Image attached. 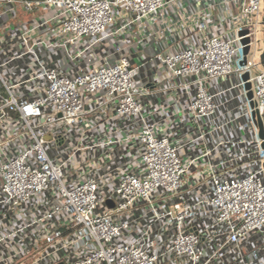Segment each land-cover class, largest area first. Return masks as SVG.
I'll return each mask as SVG.
<instances>
[{
    "label": "built area",
    "instance_id": "obj_1",
    "mask_svg": "<svg viewBox=\"0 0 264 264\" xmlns=\"http://www.w3.org/2000/svg\"><path fill=\"white\" fill-rule=\"evenodd\" d=\"M262 1L0 0V264H264Z\"/></svg>",
    "mask_w": 264,
    "mask_h": 264
},
{
    "label": "rangeland",
    "instance_id": "obj_2",
    "mask_svg": "<svg viewBox=\"0 0 264 264\" xmlns=\"http://www.w3.org/2000/svg\"><path fill=\"white\" fill-rule=\"evenodd\" d=\"M260 21H264V0L261 3V18ZM257 35H256V46H255V51H256V56L260 57L263 52H264V27L260 26L259 29L257 30Z\"/></svg>",
    "mask_w": 264,
    "mask_h": 264
},
{
    "label": "water",
    "instance_id": "obj_3",
    "mask_svg": "<svg viewBox=\"0 0 264 264\" xmlns=\"http://www.w3.org/2000/svg\"><path fill=\"white\" fill-rule=\"evenodd\" d=\"M245 42H246V40L244 41V43H245ZM247 51H248V49L245 48V49H244V54H245V55L247 54ZM261 60H262V62H263V64H264V52H263V54H262V56H261ZM243 79H244V80H247V75H244V76H243ZM249 88H250V86L247 84V85H246V89L249 90ZM248 98L251 99V93H250V92L248 93ZM255 117H256L257 124H258L259 130H260V137L263 138V132H262L261 122H260L259 118H258L256 115H255ZM263 146H264V145H263Z\"/></svg>",
    "mask_w": 264,
    "mask_h": 264
}]
</instances>
